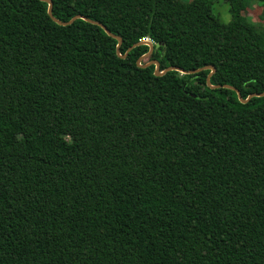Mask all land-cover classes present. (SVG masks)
Masks as SVG:
<instances>
[{"label": "trees", "instance_id": "1", "mask_svg": "<svg viewBox=\"0 0 264 264\" xmlns=\"http://www.w3.org/2000/svg\"><path fill=\"white\" fill-rule=\"evenodd\" d=\"M51 1L127 53L0 0V264H264V95L136 63L262 92L264 0Z\"/></svg>", "mask_w": 264, "mask_h": 264}, {"label": "water", "instance_id": "2", "mask_svg": "<svg viewBox=\"0 0 264 264\" xmlns=\"http://www.w3.org/2000/svg\"><path fill=\"white\" fill-rule=\"evenodd\" d=\"M41 1H44V2L47 3V14H48V16L54 22H56L59 25H67V24H70L75 19L80 18V19H83V20H85L87 22H90L92 24H95V25L100 26L106 32L107 35H109V36H111V37H113V38H115L117 40L116 49H115L116 54L119 55L121 58H124L126 56V53L127 52H125L124 54H121L120 53V45H121V42H122L121 38L119 36L111 33L103 24H101L99 22H96V21H93V20H91L89 18H86L85 16H83L81 14L74 15L68 21L58 20L57 18H55L52 15V1L51 0H41ZM136 44H146L148 46V51L137 59V61H136L137 65L140 66V67H147V66L153 64L154 65V74L155 75H162V74H164L168 70H178L181 73H196V72L201 71L203 69H210V72L206 76V85L208 87H210V88L224 87V88L232 89V90H234L236 92L237 97H238V100L240 102H242V103L247 102L251 97H254V96H263L264 95V91L259 92V93L258 92H254V93H250L247 97L243 98L241 96L239 90L237 88L233 87V86H230V85H227V84H223V85H219V84L213 85V84H211L210 83V76L215 71V68L212 65H206V66H203V67H200V68H197V69H193V70H183V69H181L179 67H175V66H169V67H167V68H165L163 70H160L159 62L157 60H149V61H147L145 63H141V61L143 59L147 58L151 54L152 50L154 49V45L155 44H153L152 42H149V41H141V42H138Z\"/></svg>", "mask_w": 264, "mask_h": 264}, {"label": "rangeland", "instance_id": "3", "mask_svg": "<svg viewBox=\"0 0 264 264\" xmlns=\"http://www.w3.org/2000/svg\"><path fill=\"white\" fill-rule=\"evenodd\" d=\"M183 2H188L190 0H181ZM263 7L252 3L248 8L241 13V21L246 22H259L261 25H264V17L261 19V14L264 11ZM212 14L219 18L223 23H226L230 20V14L228 12V6L224 0H213L212 4ZM145 60V59H143Z\"/></svg>", "mask_w": 264, "mask_h": 264}, {"label": "built area", "instance_id": "4", "mask_svg": "<svg viewBox=\"0 0 264 264\" xmlns=\"http://www.w3.org/2000/svg\"><path fill=\"white\" fill-rule=\"evenodd\" d=\"M142 41H149V42H152L148 37H144L141 39ZM153 43V42H152Z\"/></svg>", "mask_w": 264, "mask_h": 264}]
</instances>
